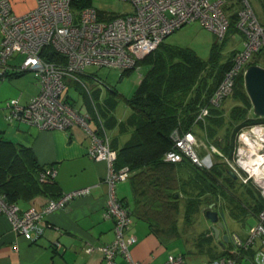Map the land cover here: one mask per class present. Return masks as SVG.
<instances>
[{
  "label": "built area",
  "instance_id": "obj_1",
  "mask_svg": "<svg viewBox=\"0 0 264 264\" xmlns=\"http://www.w3.org/2000/svg\"><path fill=\"white\" fill-rule=\"evenodd\" d=\"M131 10L122 14H104L91 5L81 6V0H36V7L22 15L11 12L9 0H0V77L13 69L17 73H32L38 92L26 104L18 98L6 102L5 120L9 124L25 123L41 130H67L74 124L81 126L91 137L87 149L94 161L105 162L107 172L103 178L107 186L104 216L112 219L115 233L109 244H88L85 252H98L106 264H114L122 256L128 264H143L131 259L130 246L136 239L127 234L132 216L117 198L116 185L129 178L128 167L115 168L116 151L109 139L89 128L88 114L75 109L61 98L66 82L82 84L88 66L119 71L134 70L136 62L154 51L169 35L184 25L197 22L222 42L231 19L235 18L236 33L242 38V47L232 58V67L224 74L211 103L218 105L233 89L235 77L245 71L253 55L264 50V25L259 21L250 0H122ZM72 8L79 13L73 16ZM51 52L54 61H46L42 54ZM22 56L20 64L11 67L10 60ZM135 70H138L136 68ZM95 82L97 77L92 76ZM201 111V116L206 115ZM195 136L187 131L172 138V148L164 160L172 163L190 160L198 167L208 169L207 158H199L194 148ZM211 153L217 152L210 147ZM241 180L246 183L252 176L246 172ZM54 176L53 169L45 170L41 180ZM89 194L88 188L62 194L50 199L39 210H19L14 203L6 202L0 195V215H5L18 234L29 235L32 240L42 235L46 214L65 209L75 197ZM264 197V189H261ZM259 240L264 247V209L257 215L256 224L250 228L247 240L232 239L235 248L245 249ZM163 264H187L183 255H170ZM205 264H237L231 256H220ZM255 264H264V249L255 253Z\"/></svg>",
  "mask_w": 264,
  "mask_h": 264
},
{
  "label": "crops",
  "instance_id": "obj_2",
  "mask_svg": "<svg viewBox=\"0 0 264 264\" xmlns=\"http://www.w3.org/2000/svg\"><path fill=\"white\" fill-rule=\"evenodd\" d=\"M259 14L264 17V9H260ZM234 38L236 42H242L239 35ZM239 49L241 47L237 46L236 50ZM17 59L22 60V56L17 55L10 60L9 65L12 68L18 66L15 64ZM143 70V74H138V80L133 82L134 90L140 77L146 72L145 68ZM109 71L106 79H109L110 75H117L118 80L121 81L129 75H124L119 70ZM30 77L32 79L29 80L26 73L17 75L13 69L0 77V184L8 182L12 176L20 175L21 167L15 164L26 152L35 158L41 168L54 170L50 182L55 184L56 192L60 196L83 188H88L89 194L73 198L65 209L46 214L43 218V233L35 240L29 235L15 232L8 218L3 214L0 215V264H106L98 252L92 254L85 252V246L88 244L94 246L109 244L115 238L113 221L104 216L107 186L103 178L107 172V165L105 162L94 161L88 156L87 149L91 144V137L77 124L67 130H41L25 123L9 124L5 120L8 100L18 98L19 103L24 105L37 94L38 86L33 76ZM23 79L25 80L22 81ZM78 110L87 113L85 107ZM125 118L126 116L118 118L116 122H108L109 132L104 129V135L109 140L115 135L117 123L124 121ZM102 131L101 135H103ZM244 136H249L253 143L252 147L244 143L242 140ZM117 139L118 143L124 142L127 136L119 135ZM238 141L245 144L246 150L237 145L236 157L239 160L236 162V167L232 165V161L226 162L227 174L229 175L228 171H231L236 177L229 175L232 180L225 183V196L222 198L218 196L219 194L210 195L208 198L210 203L202 204L192 215L198 216L197 219H193L195 224L201 221V218L206 221L201 233L194 232L191 237L180 235L164 243L150 232L146 222L133 218L127 231V234L133 235L136 239V242L130 246L132 260L143 264H163L170 255H183L187 264H205L218 256L231 255L237 260V264H255V253L259 249H264L260 241L256 240L248 248L239 249L234 247L232 239L242 242L247 240L250 228L256 224L257 215L264 207V197L261 194V189H264V162L256 166V174L252 173L254 169L250 171L247 165L240 163L243 159H249L243 163H250L253 159H258V156H264L262 150L264 134H260V128L256 134L253 133V129L243 130L238 136ZM204 157L209 160L210 167L215 164L211 162L210 153ZM246 172H250L252 176L244 183L241 177H246ZM187 173V178H190V173ZM185 178L182 177V184L186 181ZM24 179L23 176L18 178L20 181ZM25 185L26 183L22 182L16 186L21 191L14 202L19 210H39L50 200L47 195L34 193ZM115 193L122 203L132 207L129 180L119 182ZM188 198H191L190 195L182 196L179 216H184V202ZM209 204H214L213 210H222L224 214L225 229L221 230L218 238H215L212 224L204 216ZM178 227L180 229L179 223ZM203 234L205 237H202ZM226 234L229 238L227 243L222 240V236ZM208 236L212 237L210 241L205 239ZM114 264H128V262L122 256H116Z\"/></svg>",
  "mask_w": 264,
  "mask_h": 264
},
{
  "label": "trees",
  "instance_id": "obj_3",
  "mask_svg": "<svg viewBox=\"0 0 264 264\" xmlns=\"http://www.w3.org/2000/svg\"><path fill=\"white\" fill-rule=\"evenodd\" d=\"M89 4L90 0H81V6ZM230 29L236 32L234 17L228 31ZM225 42L226 38L222 42L214 41L206 60L190 48L169 45L165 41L138 60L136 68H145L146 72L140 77L133 94L123 97L130 114L117 123L115 135L109 140L110 147L117 154L115 168L128 167L130 173L127 180L132 191V207L123 203L124 206L129 209L132 218L146 222L150 232L164 243L182 235L178 227L181 191L185 190L186 195L191 197L184 202L183 217L189 223L202 204L210 203V195L225 196V183L232 180L227 174L226 162L232 161L237 153L239 132L264 125V117L248 116L252 107L243 87V71L235 77L232 89V92L235 91L234 98L242 103L236 114L232 112L225 121L221 105L227 98L218 105L210 102L224 74L232 67V58L237 52H232L224 62L220 55ZM42 57L46 61H54L51 52H44ZM134 70L122 71V74H130ZM202 110L207 111L206 115L199 117ZM96 130L101 134V128ZM187 131L195 136L194 148L199 158L205 156L198 151V142H201L203 148L213 157H219L221 162L206 169L186 158L177 163L165 161L166 152L172 148L173 136H181ZM124 134L127 140L118 143L117 136ZM210 147L217 152L211 153ZM15 165L21 167L20 175L0 184V195L6 202L14 203L18 199L21 191L16 186L22 182L34 193L47 195L53 200L60 197L50 177L40 179L45 169L38 166L30 154L25 152ZM184 171L189 172L191 177H186L182 184ZM20 176L25 179L18 180ZM192 188L195 189L194 195L187 191ZM211 238L208 236L205 239L210 241Z\"/></svg>",
  "mask_w": 264,
  "mask_h": 264
},
{
  "label": "rangeland",
  "instance_id": "obj_4",
  "mask_svg": "<svg viewBox=\"0 0 264 264\" xmlns=\"http://www.w3.org/2000/svg\"><path fill=\"white\" fill-rule=\"evenodd\" d=\"M260 1V2H259ZM254 11L259 18L260 22L264 24V17H261L259 14L260 9H264V0H250ZM10 6H11V12L15 15H22L25 14L31 10H33L36 7V0H9ZM93 8L100 11L101 13L106 14H122L127 13L131 10L129 3L124 2L122 0H90V4ZM79 13V10L77 8H72V14L73 16H77ZM237 33L235 31H232L231 29L228 31L226 35V42L223 51L221 52L220 57L225 62L229 59L230 54L234 51H236L237 46L242 47V44L240 46V41L236 42V39L234 37H237ZM216 41L213 37V34L208 31L207 29H204L200 26L199 23L194 22L187 25H184L183 27L177 29L175 32H173L171 35H169L165 42L169 45L174 46H180V47H187L193 50L198 57L201 59L206 60L209 57L211 47ZM21 62V59H17L15 61V64L19 65ZM251 64H257L262 67H264V51H262L260 54H255L252 57H250L247 66ZM109 70L112 69H106V68H98L96 66H88L85 69V76L86 77H80V80L83 85L87 87V90L84 86H82L79 83L75 82H66V88L61 96L63 100H65L67 103L72 105L75 109L80 108H86L87 114H88V120H89V128L92 130L100 129L101 127H104V129L109 132L110 124L112 122H116L118 118L126 116L130 114L129 108L126 106L124 98L130 97L134 91V84L138 80V74H143L144 70L142 67H139L138 70L132 71L128 76H125L123 79L118 80L117 75H110L109 79H106L107 72H110ZM26 76L28 79H32L30 76H33L32 73L27 72ZM92 76L97 77L99 81L95 82L93 79H91ZM34 79V77H33ZM23 79L22 81H24ZM35 80V79H34ZM234 92H232L231 95L227 97L222 103V108L225 111L224 113V120L226 121L232 112H235V114L239 111L240 106L242 103L234 98ZM238 109V110H236ZM249 118H255L256 116L253 114L252 108L250 109L248 113ZM125 118V119H126ZM109 122V123H108ZM259 126L264 125H255L250 129H253V133H257L259 130ZM245 131L247 129H244ZM241 130L239 134L242 132ZM238 134V136H239ZM198 140H200L198 138ZM237 145L239 144L240 148L245 149V144L252 147L253 143L250 140L249 136L242 137L241 143H238V137L236 138ZM204 142V140H200ZM199 148L198 151L201 152L202 156H207L209 153L206 151V149L203 148L202 143L198 142ZM238 147V146H237ZM246 150V149H245ZM264 150V148H262ZM260 151V150H259ZM204 157V156H203ZM211 162H219V157H213L211 155L210 157ZM239 159L236 157V155H233L232 158V165L236 167V162ZM249 159H243L240 163L242 165L250 168L253 170L254 168H251L249 164L252 162H259L257 161V158L253 159L251 158L252 162L250 163H243L244 161H248ZM264 162V161H262ZM261 162V163H262ZM260 163H257L259 165ZM255 173V171H253ZM252 172V173H253ZM257 173V172H256ZM255 173V174H256ZM183 176L187 177V172L182 173ZM191 176V174H190ZM186 179V178H185ZM187 190V189H186ZM188 194L194 195L195 189L192 188L188 189ZM191 192V193H189ZM236 192H240L237 191ZM185 190L181 191V196H185ZM180 195V194H179ZM183 202L181 197V203ZM248 203V202H247ZM246 203V204H247ZM194 217V216H193ZM198 216H195L194 219H197ZM179 226L181 229L182 235L185 237H191L196 232L197 234L201 233L202 227L206 225V221L201 218V221L199 220L196 224L194 220H190L189 223L185 221V218L180 215L179 218ZM195 225V227L193 226ZM193 226V227H192ZM191 228V229H190ZM191 232V234L189 233ZM191 235V236H190ZM175 252V251H174ZM187 259L190 260L188 256H186Z\"/></svg>",
  "mask_w": 264,
  "mask_h": 264
},
{
  "label": "water",
  "instance_id": "obj_5",
  "mask_svg": "<svg viewBox=\"0 0 264 264\" xmlns=\"http://www.w3.org/2000/svg\"><path fill=\"white\" fill-rule=\"evenodd\" d=\"M243 87L250 101L253 114L259 118L264 117V67L251 64L243 73ZM260 134H264V127L260 128ZM240 150V149H239ZM229 175L236 176L228 171ZM214 204H209L204 216L212 224V231L215 238H218L222 229H225V220L222 210H213ZM225 243L229 241L228 235H223Z\"/></svg>",
  "mask_w": 264,
  "mask_h": 264
},
{
  "label": "bare ground",
  "instance_id": "obj_6",
  "mask_svg": "<svg viewBox=\"0 0 264 264\" xmlns=\"http://www.w3.org/2000/svg\"><path fill=\"white\" fill-rule=\"evenodd\" d=\"M259 158L257 159V161L259 162H252L251 164L252 165H249L251 168H254V171L257 172V170L255 169L256 166H257V163H261L262 161H264V156L260 157L258 156ZM250 171H252L250 168H249ZM253 172V171H252ZM254 173V172H253Z\"/></svg>",
  "mask_w": 264,
  "mask_h": 264
},
{
  "label": "clouds",
  "instance_id": "obj_7",
  "mask_svg": "<svg viewBox=\"0 0 264 264\" xmlns=\"http://www.w3.org/2000/svg\"><path fill=\"white\" fill-rule=\"evenodd\" d=\"M246 68H247V67H246ZM261 127H264V126H259V128H261ZM209 168H211V167H209ZM209 168H208V169H209Z\"/></svg>",
  "mask_w": 264,
  "mask_h": 264
}]
</instances>
